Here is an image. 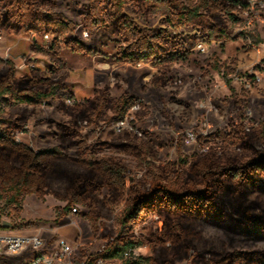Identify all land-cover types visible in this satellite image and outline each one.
Listing matches in <instances>:
<instances>
[{
    "label": "trees",
    "instance_id": "obj_1",
    "mask_svg": "<svg viewBox=\"0 0 264 264\" xmlns=\"http://www.w3.org/2000/svg\"><path fill=\"white\" fill-rule=\"evenodd\" d=\"M89 2L84 16L89 21L84 26L86 35H91L96 27L106 29V19L120 38L118 59L158 69L150 80L156 88L170 82L172 64L182 59L180 54L171 53L167 45L170 40L173 47L179 42L171 39L167 31L158 36L147 35L126 10L144 19L153 14L168 15L176 29L199 28L203 36L225 42L245 27L241 16L251 17L254 5L262 9L260 3L264 4V0H255V4L254 0ZM54 9L53 0H0V30L9 35L41 38L45 44L34 43L31 49L45 54L52 63L49 70H31L28 75L18 76L13 61L0 59V102L9 107L33 108L58 102V111L71 119L70 125L61 127L62 144L82 147L84 123L98 126L123 121L141 103L127 93L115 100L109 88L101 89L93 98L75 99L68 85L70 74L58 52L67 49L93 57L96 51L73 38L75 26ZM245 37L243 30L236 34V38ZM211 67L217 72L231 71L218 60ZM232 97L239 111L238 124L212 135V139L222 143L225 159L219 156L218 146L208 154H194L189 162L178 144V161L160 162L159 150L152 142L136 140L117 145L119 153L138 159L139 167L145 170L144 181L151 182L149 189H143V182L129 174L121 160L100 155L101 150L92 152L90 157L76 158L61 147L35 151L17 142L10 130L0 128V206L19 220L26 197L35 195L43 201L52 195L67 203L58 219L72 213L75 205L82 206L88 211L85 218L94 234L108 241L101 208L123 204L120 222L124 227L130 223L141 226L155 215L163 218L161 226L148 233L137 237L131 232L109 243L108 247H113L111 264H178L188 259L196 247L210 258L197 253L191 264H264V209L252 199L264 195V155L257 149H264V122L246 126V106L236 93ZM104 189L108 193L102 197ZM239 243L253 249L239 250ZM144 246L151 248L150 257L125 259V251ZM104 257L100 252L89 259Z\"/></svg>",
    "mask_w": 264,
    "mask_h": 264
},
{
    "label": "rangeland",
    "instance_id": "obj_2",
    "mask_svg": "<svg viewBox=\"0 0 264 264\" xmlns=\"http://www.w3.org/2000/svg\"><path fill=\"white\" fill-rule=\"evenodd\" d=\"M56 13L64 15L75 26L73 38L81 41L86 47L96 51L93 57H84L67 49L58 52L59 58L65 63V70L70 74L68 85L70 93L78 101L92 98L101 89L109 88L112 97L117 100L123 93L134 97L141 103L135 107L123 121L113 124L101 123L98 126L83 124L82 147H71L62 144L64 132L61 127L70 125L68 115L58 111V102L45 103L33 108L26 105L7 106L0 102V128L14 133L17 142L31 147L35 151L61 147L64 153L71 157H90L91 153L101 150L100 155L114 156L121 160L135 179L143 182V189H149L151 182L144 181L145 170L139 167L137 158L118 152L117 145L136 140L152 142L159 150L160 162H177V146H182V153L190 158L194 155H205L218 146L219 156H222L223 145L219 140L212 139L217 131H228L231 124L237 125L239 111L235 106L233 94L236 93L244 102L246 108L245 125H259L264 122V9L254 5L252 16H241L245 27L238 29L232 39L219 42L211 40L200 32L199 28H174L168 15L153 14L148 19L140 18L131 10H126L140 30L149 36H158L167 31L171 39L175 38L179 45L173 47L168 42L171 53L180 54L182 59L171 66L170 82L163 88H156L150 80L158 73V69L150 64L131 65L120 61L117 57L120 38L106 22L107 28H94L87 36L84 26L89 25L84 16L89 0H53ZM249 2L250 0H242ZM255 4V0H254ZM3 11V10H2ZM197 26V25H193ZM246 37L236 38L240 31ZM12 41L10 49L0 53V59L15 63L18 76L37 68L46 71L52 66L51 59L45 54L35 53L31 46L36 43L44 45L41 38L32 36H15L0 30V47H5ZM200 46L204 47L201 49ZM35 54H33V53ZM34 56L36 60H31ZM225 64L231 71H215L211 65ZM69 105L73 102L68 101ZM146 113V114H142ZM207 126L209 132L207 152L183 140L184 133L202 129ZM264 155V149L257 148ZM242 154V151H238ZM225 159L224 156H222ZM160 162H156L159 165ZM202 191V189H199ZM107 189L102 191V197L107 195ZM264 209V195H256ZM67 206L66 202L47 195L45 200H39L35 195L27 198L24 216L21 221L14 219L0 206V220H6L12 228L2 231V234L12 233L24 237L38 236L47 242V247L57 248L61 240L69 244L73 250L72 259L77 263L84 258L96 256L103 252L106 264H111L113 247L109 243L131 232L139 237L143 233L161 226L163 218L155 215L141 226L132 223L124 227L120 217L124 210L123 204L117 207L101 208L105 222V235L109 241L94 234L89 221L85 218L88 211L75 205L77 213H70L58 219ZM239 250H252L253 247L239 243ZM140 257L152 255L149 246L133 249ZM197 253L208 260L201 248H193L190 257L178 264H191ZM25 261L21 257L18 262ZM16 263L17 260L9 258Z\"/></svg>",
    "mask_w": 264,
    "mask_h": 264
},
{
    "label": "built area",
    "instance_id": "obj_3",
    "mask_svg": "<svg viewBox=\"0 0 264 264\" xmlns=\"http://www.w3.org/2000/svg\"><path fill=\"white\" fill-rule=\"evenodd\" d=\"M264 8V4L260 3ZM49 38L46 37V40ZM201 49L204 47L200 46ZM209 132L207 126L203 125L202 129L184 133L183 140L191 145L197 146L202 142L199 150L204 153L207 152V141ZM73 213H77L73 209ZM6 220H0V264H56L64 261H70V264H106L103 258L91 261L89 258H84L78 263L72 259L73 250L69 244L61 240L57 248L51 249L47 247V242L38 236L24 237L12 233L2 234V231H9L12 228H5L4 223ZM26 257V260L18 262L21 257ZM128 257H140L139 253L135 250H129L126 253ZM9 258L17 260L16 263L9 261Z\"/></svg>",
    "mask_w": 264,
    "mask_h": 264
},
{
    "label": "crops",
    "instance_id": "obj_4",
    "mask_svg": "<svg viewBox=\"0 0 264 264\" xmlns=\"http://www.w3.org/2000/svg\"><path fill=\"white\" fill-rule=\"evenodd\" d=\"M10 45H9V47H8V45H5V47H0V53H1V51H3V50H8V49H10L11 48V46H12V41H10V43H9ZM33 53V52H32ZM34 54V53H33ZM35 55V54H34ZM37 58H35L34 56H32L31 57V60H36ZM36 70H39V71H42V70H40V69H36ZM30 71L31 70H29V71H27V72H25L23 75H28L29 73H30ZM33 196V195H32ZM28 197H30V196H28ZM28 197H26V199H25V202H24V204H23V213L21 214V218L19 219V221H21L22 219H23V216H24V211H25V204H26V200H27V198ZM56 264H58V263H56ZM59 264H70V261H64V262H62V263H59Z\"/></svg>",
    "mask_w": 264,
    "mask_h": 264
},
{
    "label": "water",
    "instance_id": "obj_5",
    "mask_svg": "<svg viewBox=\"0 0 264 264\" xmlns=\"http://www.w3.org/2000/svg\"><path fill=\"white\" fill-rule=\"evenodd\" d=\"M4 227H5V228H9V227H11V224H10L9 222H5V223H4Z\"/></svg>",
    "mask_w": 264,
    "mask_h": 264
},
{
    "label": "flooded vegetation",
    "instance_id": "obj_6",
    "mask_svg": "<svg viewBox=\"0 0 264 264\" xmlns=\"http://www.w3.org/2000/svg\"><path fill=\"white\" fill-rule=\"evenodd\" d=\"M97 93H98V92H97ZM95 95H96V94H95ZM95 95H94V96H95ZM92 98H93V97H92ZM87 99H89V98H87Z\"/></svg>",
    "mask_w": 264,
    "mask_h": 264
}]
</instances>
